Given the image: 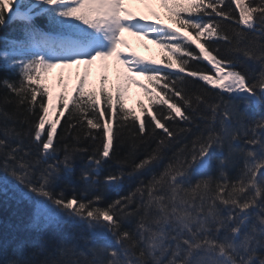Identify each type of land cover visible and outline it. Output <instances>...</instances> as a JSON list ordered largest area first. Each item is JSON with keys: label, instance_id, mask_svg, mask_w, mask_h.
I'll use <instances>...</instances> for the list:
<instances>
[{"label": "snow or ice", "instance_id": "snow-or-ice-1", "mask_svg": "<svg viewBox=\"0 0 264 264\" xmlns=\"http://www.w3.org/2000/svg\"><path fill=\"white\" fill-rule=\"evenodd\" d=\"M153 3L175 27L158 23ZM132 4L149 6L154 20L135 15L128 7ZM37 17L46 20L45 27L34 22ZM10 23L21 26L22 39L7 41L0 64L17 80L0 83L26 114L20 123L27 127L5 124L2 130L0 196L5 203L29 206L28 229L64 226L82 238L86 233L100 242L93 254L103 257L92 264H264V114L254 119V128L246 127L248 114L239 110L243 103L264 112V0H0V26ZM123 33L149 38L163 54L160 61L122 55ZM218 41L227 42L230 53L258 63L259 73L236 70L239 61L221 56ZM113 57L124 69L114 90L106 87L105 76L98 90H87L85 73L71 91L54 96L44 81L52 68ZM196 82L203 83L192 91ZM127 84H136L147 98V107L138 105L139 114L126 107ZM62 118L66 127L58 130ZM177 120L186 127L174 131ZM125 130L131 137L129 152L117 158L118 164L146 143L156 147L139 162L133 160L126 175L108 172L101 179L104 165L117 157ZM61 132L75 133L73 140L83 139L86 146L64 144L63 159H57L65 139ZM189 134L194 138L176 147L164 170L146 185L141 181L134 191L101 205L103 193H118L126 178L151 171L180 143L178 137ZM242 134L245 147L240 148ZM225 146L227 155L209 174ZM79 154H88L79 179L85 192L94 190L86 202L53 192L62 173L72 175ZM133 221L134 228L123 227ZM25 250L26 242H17L3 264H32Z\"/></svg>", "mask_w": 264, "mask_h": 264}, {"label": "trees", "instance_id": "trees-1", "mask_svg": "<svg viewBox=\"0 0 264 264\" xmlns=\"http://www.w3.org/2000/svg\"><path fill=\"white\" fill-rule=\"evenodd\" d=\"M248 0H245L247 3ZM151 11L156 12L160 16V21L168 26L173 27V23H171L164 14L163 10L155 3L150 5ZM132 11L135 15L147 16V22H152L154 17L149 15V6H141L132 4ZM7 16V13H6ZM38 26L45 27L46 20L42 17H37L34 21ZM170 24V25H169ZM20 25L18 23H10L4 26H0V49H4L7 47L8 40H19L22 39V33L20 32ZM251 35H249L246 39H251ZM215 39V38H213ZM246 42V41H244ZM240 44L243 47V43ZM261 43H264V39L260 40ZM233 43H235V37H233ZM219 44V52L221 56L226 57L227 59H232L233 55L239 61L236 65V70L244 71L247 69L250 73L258 74L260 70V66L258 63H254L248 59H246L242 53L232 54L229 52V45L227 42L218 41ZM127 47L128 54H131L135 57L142 58L143 60H155L157 62L160 61L161 56L163 55L161 50L157 53H141L139 52L138 47H143L142 43H137V39L133 36L127 37ZM194 51L195 46H192ZM149 52V51H148ZM192 64H196L195 61L191 62ZM159 65V63L157 64ZM203 67L210 68V65H207L206 61L202 62ZM112 67H110L111 70ZM62 68H57V70H48L46 75L44 76L45 83L49 86L53 95H58L60 92L64 91L65 88L68 91H71L78 79L80 78L78 75L73 76L66 81L67 79L59 70ZM57 71V72H56ZM169 71H174L169 70ZM50 72L49 75H47ZM15 81L17 77L14 73L7 70L2 64H0V81L4 80ZM193 79V78H188ZM139 84H147V81L142 79L141 81H137ZM203 82H196L191 85L190 88L192 91H199V85ZM99 87V78L95 77L93 80L88 82L87 90H98ZM109 89L114 90V80L110 77H107V85ZM209 89L210 92H216L217 90L211 89L210 85H205ZM226 100L228 99L225 94L224 97ZM215 99V97H213ZM5 101H11L6 103ZM143 103L147 107V98L145 97L143 91L140 89L139 97L131 103H127L125 100L126 107L132 109L134 112L139 114L138 105ZM239 110L241 112H246L248 114V118L246 119V127H255L254 119H259L260 115L264 114L262 110L258 107H253L250 105H245L243 103H239ZM0 111L8 113L12 119L5 121L3 115L0 114V136H2V130L7 124L8 127H15L18 130H22L27 127V125H22L20 120L24 119L26 114L23 113L22 108L17 109L15 104V97L8 92L7 88L0 83ZM210 111V110H209ZM197 124H202V121L197 118ZM61 126L64 125V118L61 120V125L58 126V130ZM178 127H186V125L182 124L177 120L176 125H172L174 131H178ZM96 131V130H91ZM159 131V130H157ZM197 130L193 128V132ZM61 136H64L65 139L63 143L59 145L61 151L58 153L57 159H63V146L67 144L69 147H81L86 146L85 141L81 139L79 142H75L73 140V136L75 133H60ZM251 135V132H249ZM193 135L189 134L187 136H180L178 140L180 143L174 146L171 150L166 152L165 159L162 160L158 165H156L151 171L141 173L137 176L132 177L131 179H125L122 189L117 192H105L103 193L105 199L101 202L102 206H105L107 203L117 199L119 196L127 195L129 192L134 191L137 185L141 184V181L146 185L148 181L152 178L153 175H158L160 172L164 170L165 165L168 163L169 158L173 156V153L176 151V147L183 146L185 143H189L191 139H193ZM245 137L242 134L241 142L238 144V147L243 148L245 144L243 143V139ZM154 139V138H153ZM131 137L129 136V132L127 130L123 133L122 142L117 150V157L112 161L106 163L103 167L101 179L108 172L118 173L123 171L125 175L132 170V161L135 160L139 162L140 159L145 158V156L151 152L153 148L156 147L155 142H149L139 147V150L136 152L135 156H129L127 163L120 165L117 163V158L123 160V158L129 152V144ZM90 143V142H89ZM139 143V142H138ZM14 146V145H13ZM88 154H79L73 161V171L71 176H67L65 174H61L57 184L53 188L54 194L63 193L66 198H70L73 195L78 198H83L85 202L87 199L92 198V193L94 190H89L88 192L84 191L85 185L79 179L82 168L87 162ZM227 155V147L225 146L223 152H217L216 156L213 158V167L209 174H215V163L221 158V156ZM55 162V161H53ZM238 166H242V160L238 162ZM235 171L229 170V175L235 176ZM2 175V173H0ZM201 177H197L196 179H200ZM196 179L192 181L194 185L196 183ZM187 187V186H185ZM145 197L147 193L145 192ZM28 209L29 206L26 203L17 204L15 201H8L5 203L4 197L0 196V264H3L4 259L8 258L11 255L13 248L16 246L17 242L23 240L26 242V250L25 257L32 261V264H41L44 261H57L59 264H92L94 259H103V257H96L92 249L94 247L99 246L100 242L98 240L87 238V234H83L85 238L81 237V233L71 230L64 226L59 227H51L45 230L33 231L26 227L28 223ZM135 223L125 222L124 228H134ZM64 245L67 247L65 252H61L60 248Z\"/></svg>", "mask_w": 264, "mask_h": 264}, {"label": "rangeland", "instance_id": "rangeland-1", "mask_svg": "<svg viewBox=\"0 0 264 264\" xmlns=\"http://www.w3.org/2000/svg\"><path fill=\"white\" fill-rule=\"evenodd\" d=\"M124 35H126V33L122 34V40L123 41H124V38H123ZM124 45H125V42H124ZM124 45H122L120 47L119 51H121L125 48ZM144 50L157 52V47H156V45L151 44L149 47L144 48ZM110 64L116 65L117 70L115 72H113L112 76H115V80H116L117 84L122 83L121 75L124 74V69L117 63V61L114 57L109 58L108 60L94 61L91 65L80 64V65H73L72 67H68V68L61 67L62 69L59 71L61 73H63V75L67 79L66 81H69V79L75 75H78L80 77V76L84 75L85 73H87V80H88L89 78H92V77L95 78L96 77L95 75H98L100 77L105 76L107 74V71L109 68L108 66ZM54 70H57V68ZM51 72H53V71H51ZM49 74H50V72L47 75H49ZM133 79L135 81H141L142 77L134 76ZM126 88H127V91L125 93V99H127L128 103L131 102L132 100H135L138 98L140 88L137 87L136 84H127Z\"/></svg>", "mask_w": 264, "mask_h": 264}]
</instances>
